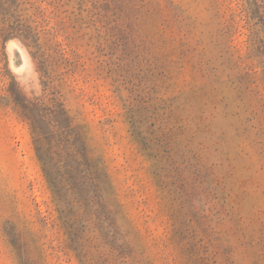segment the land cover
<instances>
[{
    "label": "rangeland",
    "instance_id": "1",
    "mask_svg": "<svg viewBox=\"0 0 264 264\" xmlns=\"http://www.w3.org/2000/svg\"><path fill=\"white\" fill-rule=\"evenodd\" d=\"M259 93L264 0H0V264H264Z\"/></svg>",
    "mask_w": 264,
    "mask_h": 264
},
{
    "label": "trees",
    "instance_id": "2",
    "mask_svg": "<svg viewBox=\"0 0 264 264\" xmlns=\"http://www.w3.org/2000/svg\"><path fill=\"white\" fill-rule=\"evenodd\" d=\"M259 94L262 95L263 100H264V94L263 93H259ZM81 161L82 160H80L79 162L78 159H68V158L64 159V167L67 169L65 174H67L68 176L70 186H72L73 189L77 190V193L80 196L79 198L82 201V204L84 206L89 207V208L90 207L96 208L101 212L103 216H105L104 225L107 222L108 227H110L111 231H113L112 227L114 226V223L111 218L110 208L108 207V204L106 202L104 203V201L103 202L97 201V199L95 198L96 196H98L97 193L99 191L98 186L95 185L97 184L96 181H95L96 183H94V188H93L95 195L94 197L91 196V190L87 187L89 185V183H87V177H86L87 173L85 172L84 169L81 170L80 168V166L83 165V162ZM46 162L49 166L51 165V159L46 158Z\"/></svg>",
    "mask_w": 264,
    "mask_h": 264
}]
</instances>
